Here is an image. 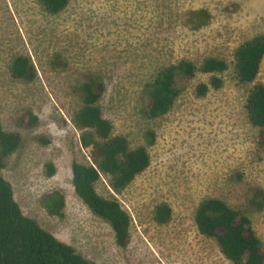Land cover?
Masks as SVG:
<instances>
[{"label": "rangeland", "instance_id": "obj_1", "mask_svg": "<svg viewBox=\"0 0 264 264\" xmlns=\"http://www.w3.org/2000/svg\"><path fill=\"white\" fill-rule=\"evenodd\" d=\"M199 9L207 16L193 28L185 14ZM263 32L264 0H69L55 14L40 0H0V123L20 135L1 175L23 214L96 264H233L194 221L198 204L217 197L249 217L264 246V206L250 203L256 187L264 190V151L244 107L251 84L238 81L231 61L240 42ZM19 55L34 65L32 81L11 76ZM208 56L228 63L220 88L195 96L194 86L210 77L196 72L165 114L142 113L145 87L161 68ZM91 74L104 84L97 103L112 133L126 136L130 148L145 146L150 157L120 193L107 174L95 183L131 217L123 247L72 185V162L91 163L72 123L82 105L76 86ZM256 81L264 84V58ZM54 190L64 196L63 217L41 202ZM161 203L171 208L164 224L153 219Z\"/></svg>", "mask_w": 264, "mask_h": 264}, {"label": "trees", "instance_id": "obj_2", "mask_svg": "<svg viewBox=\"0 0 264 264\" xmlns=\"http://www.w3.org/2000/svg\"><path fill=\"white\" fill-rule=\"evenodd\" d=\"M68 1L40 0L50 14L63 10ZM185 15L191 27L196 28L204 24L207 12L199 9ZM263 58L264 32L240 42L232 51L231 61L238 81L251 84L244 107L248 122L258 129L257 147L264 151V84L256 81ZM227 68L226 60L213 56L203 58L198 64L180 59L164 66L145 87L146 103L142 113L148 118L165 114L196 72L210 74V77L207 83L199 82L194 86L195 96L202 97L210 88H220L223 79L218 73ZM10 71L13 78L28 82L37 75L30 59L23 55L15 57ZM103 90L102 80L92 74L76 86L82 105L73 114L72 123L80 130V145L89 148L91 163L72 162V185L89 210L110 225L116 244L123 247L130 236L131 217L117 199L100 195L95 183L101 173L107 174L109 187L120 193L148 167L150 157L145 146L130 148L126 136L112 133V124L102 116L97 103ZM19 144V133L5 130L0 123V264H96L43 228L34 218L23 214L14 200L12 187L2 177L1 170ZM45 168L48 176L54 174L51 162H47ZM41 202L49 214L64 216L65 200L60 191L45 194ZM250 203L255 209H262L264 190L256 187ZM170 217L171 208L167 203L155 207L153 219L156 223H167ZM194 221L198 232L213 238L221 253L233 264H264L263 243L242 210L220 198L209 197L198 204Z\"/></svg>", "mask_w": 264, "mask_h": 264}]
</instances>
